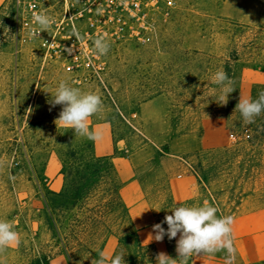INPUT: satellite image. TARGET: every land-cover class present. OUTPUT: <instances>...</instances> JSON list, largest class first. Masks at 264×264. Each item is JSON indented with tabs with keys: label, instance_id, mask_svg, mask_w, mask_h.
I'll return each instance as SVG.
<instances>
[{
	"label": "rangeland",
	"instance_id": "rangeland-1",
	"mask_svg": "<svg viewBox=\"0 0 264 264\" xmlns=\"http://www.w3.org/2000/svg\"><path fill=\"white\" fill-rule=\"evenodd\" d=\"M174 1L150 43L109 41L106 55L72 60L58 33L51 41V29L33 35L39 28L25 25L21 2L0 0V219L19 234L10 247L16 264H44L45 256L47 264H92L100 253L106 264L120 253L126 264H156L155 244L139 239L121 209L100 231L50 232L45 195L63 186L54 153L62 106L50 104L61 81L101 97L102 111L87 122L92 151L96 144L111 158L126 209L144 197L160 223L177 206L207 202L234 217L232 232L247 234L248 250L264 246V113L246 123L235 110L240 97L264 92V0ZM218 70L235 89L226 104L217 103ZM177 239H163L173 259ZM204 256L226 264L225 252ZM260 256L234 264H264V249Z\"/></svg>",
	"mask_w": 264,
	"mask_h": 264
},
{
	"label": "clouds",
	"instance_id": "clouds-1",
	"mask_svg": "<svg viewBox=\"0 0 264 264\" xmlns=\"http://www.w3.org/2000/svg\"><path fill=\"white\" fill-rule=\"evenodd\" d=\"M33 21L39 28V31L33 33L37 37L39 33L47 31L53 23L51 17L43 12L34 13ZM93 45L94 53L100 56L106 55L110 49L105 35L95 38ZM213 82L221 87L223 93L217 103L226 104L229 94L235 90L231 87V78L226 71L218 70L213 76ZM50 104L53 107L62 106L55 121L57 126L72 129L75 135L93 138L87 122L90 117L102 111L103 102L99 95L82 91L67 81H61L51 97ZM235 110L240 112L246 123L254 122L257 116L264 113V92H260L255 100L240 97ZM28 111L31 112V108ZM171 213L166 215L163 221L152 226L148 239L162 242L165 236L173 240L179 234V239L176 240L177 258L173 259L160 252L156 256V264H187V260L193 255H214L221 251L226 253V264H234L236 249L232 237L233 216L217 215L218 209L207 202L200 206H177ZM164 224L167 225L166 229ZM19 243V234L13 225L0 219V254ZM124 257L123 253L117 254L111 258L110 264H126ZM92 264H106V257L100 253L99 259L92 261Z\"/></svg>",
	"mask_w": 264,
	"mask_h": 264
},
{
	"label": "built area",
	"instance_id": "built-area-1",
	"mask_svg": "<svg viewBox=\"0 0 264 264\" xmlns=\"http://www.w3.org/2000/svg\"><path fill=\"white\" fill-rule=\"evenodd\" d=\"M21 2L29 23L34 13H46L53 23L50 39L59 40L72 60L97 59L93 41L105 35L108 41L131 40L138 45L150 43L174 9V0H16ZM82 37V39H78ZM59 44V43H58ZM215 205V203H213ZM216 206V205H215Z\"/></svg>",
	"mask_w": 264,
	"mask_h": 264
},
{
	"label": "trees",
	"instance_id": "trees-1",
	"mask_svg": "<svg viewBox=\"0 0 264 264\" xmlns=\"http://www.w3.org/2000/svg\"><path fill=\"white\" fill-rule=\"evenodd\" d=\"M60 130L64 134L54 153L63 186L58 191L48 190L45 195L44 215L50 232L54 235L59 229L67 230L68 226L73 227V232L100 231L101 227H106L108 216L120 209L123 218L129 221L127 209L119 195V183L111 158L107 155L96 156L90 138L85 141L79 135L71 140L72 129L61 127ZM94 197L96 204L82 211L81 205ZM71 215L73 218L70 221L80 224L66 222L67 226H64L61 220ZM78 216L84 221L79 222ZM47 259L48 256L43 257L44 264H47Z\"/></svg>",
	"mask_w": 264,
	"mask_h": 264
},
{
	"label": "crops",
	"instance_id": "crops-1",
	"mask_svg": "<svg viewBox=\"0 0 264 264\" xmlns=\"http://www.w3.org/2000/svg\"><path fill=\"white\" fill-rule=\"evenodd\" d=\"M216 120V119H215ZM218 121V120H217ZM94 151L96 156H104L107 154L104 150L102 151L100 148L94 145ZM119 176L121 177V173L119 171ZM124 181V180H123ZM127 212L129 217V222L133 229L137 232L139 239L146 243L152 242L155 244L157 248V254L160 252H164V244L162 242H157L154 239H148L149 234L152 233V226L157 224V215L155 210L149 203L147 199L144 197H135L129 199L127 202ZM257 234V233H256ZM154 235V233H153ZM233 244L236 249L235 261H242L243 263H249L250 261L255 262L260 260L262 257L260 256L261 250L264 249V246L257 244L254 246L250 244L249 250L246 248V239L247 234L245 232H232ZM241 244L243 247H241ZM244 248V249H243ZM248 250V251H247ZM165 253V252H164ZM249 253V254H248ZM11 248L6 249V251L0 254V264H16L13 259H11ZM191 262L194 259L196 261L194 263L197 264V259L200 261L199 264H213L211 259H208L204 255H194L191 257Z\"/></svg>",
	"mask_w": 264,
	"mask_h": 264
}]
</instances>
